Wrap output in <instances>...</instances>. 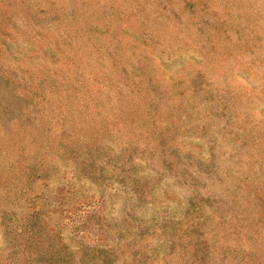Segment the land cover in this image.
<instances>
[{
	"label": "rangeland",
	"instance_id": "rangeland-1",
	"mask_svg": "<svg viewBox=\"0 0 264 264\" xmlns=\"http://www.w3.org/2000/svg\"><path fill=\"white\" fill-rule=\"evenodd\" d=\"M0 264H264V0H0Z\"/></svg>",
	"mask_w": 264,
	"mask_h": 264
}]
</instances>
